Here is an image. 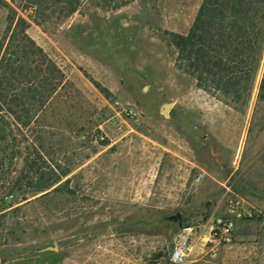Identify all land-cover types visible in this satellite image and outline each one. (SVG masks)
<instances>
[{"label":"rangeland","instance_id":"374dc122","mask_svg":"<svg viewBox=\"0 0 264 264\" xmlns=\"http://www.w3.org/2000/svg\"><path fill=\"white\" fill-rule=\"evenodd\" d=\"M13 1L64 75L25 129L26 154L64 175L47 192L7 200L0 264H169L180 229L170 216L190 223L239 198L232 241L188 264H264V43L236 102L177 65L170 34L186 35L204 0H80L68 16ZM8 14L0 3V41Z\"/></svg>","mask_w":264,"mask_h":264},{"label":"trees","instance_id":"16d2710c","mask_svg":"<svg viewBox=\"0 0 264 264\" xmlns=\"http://www.w3.org/2000/svg\"><path fill=\"white\" fill-rule=\"evenodd\" d=\"M0 3L9 12V26L0 41L1 213L13 206L7 201L10 196L25 201L62 180L64 174L48 166L39 152L26 154L25 129L40 119L63 85L64 75L28 36L29 21L19 14L14 1ZM80 3L26 0L22 11L43 10L52 4L68 16L78 10ZM170 36L178 52L179 69L194 77L200 88L232 96L239 102L254 81L261 56L264 0H204L189 32ZM260 91L264 98V80ZM21 159L24 165L18 168Z\"/></svg>","mask_w":264,"mask_h":264},{"label":"built area","instance_id":"2783aa9c","mask_svg":"<svg viewBox=\"0 0 264 264\" xmlns=\"http://www.w3.org/2000/svg\"><path fill=\"white\" fill-rule=\"evenodd\" d=\"M226 188L231 192V188ZM241 202H245L244 199L231 200L225 212L202 214L190 223L183 224L171 242L169 264H188L197 252L230 243L237 229V220L243 214Z\"/></svg>","mask_w":264,"mask_h":264},{"label":"water","instance_id":"95a60500","mask_svg":"<svg viewBox=\"0 0 264 264\" xmlns=\"http://www.w3.org/2000/svg\"><path fill=\"white\" fill-rule=\"evenodd\" d=\"M146 89V88H145ZM171 107V104H166L164 107H163V114H167L168 113V110L170 109ZM169 220L172 221V222H175V223H178L180 227L183 226V215L178 212L177 214L173 215V216H170L169 217ZM110 233H106L105 235H109ZM46 250H55V249H52V248H47L43 251H46Z\"/></svg>","mask_w":264,"mask_h":264}]
</instances>
